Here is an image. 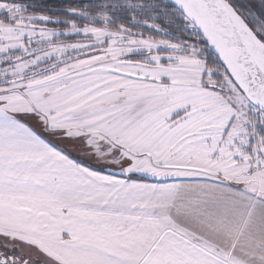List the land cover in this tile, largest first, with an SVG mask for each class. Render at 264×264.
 I'll return each instance as SVG.
<instances>
[{
	"label": "snow or ice",
	"instance_id": "snow-or-ice-1",
	"mask_svg": "<svg viewBox=\"0 0 264 264\" xmlns=\"http://www.w3.org/2000/svg\"><path fill=\"white\" fill-rule=\"evenodd\" d=\"M0 264H264V0H0Z\"/></svg>",
	"mask_w": 264,
	"mask_h": 264
}]
</instances>
